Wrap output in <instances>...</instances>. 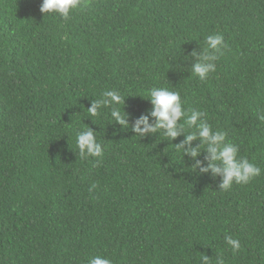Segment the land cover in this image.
I'll return each mask as SVG.
<instances>
[{
	"label": "trees",
	"instance_id": "1",
	"mask_svg": "<svg viewBox=\"0 0 264 264\" xmlns=\"http://www.w3.org/2000/svg\"><path fill=\"white\" fill-rule=\"evenodd\" d=\"M41 2L0 0V264H264V0H88L67 20ZM215 33L226 47L202 81L192 66ZM153 87L205 112L261 175L219 189L206 148H178L197 131L185 118L175 139L134 132L154 123ZM105 90L123 102L92 117ZM86 128L102 156L80 155Z\"/></svg>",
	"mask_w": 264,
	"mask_h": 264
},
{
	"label": "clouds",
	"instance_id": "2",
	"mask_svg": "<svg viewBox=\"0 0 264 264\" xmlns=\"http://www.w3.org/2000/svg\"><path fill=\"white\" fill-rule=\"evenodd\" d=\"M88 6V0H42L40 12L57 13L61 18L67 20L70 13L75 10H83ZM226 47L224 37L219 34H209L205 37L204 54L198 57V62L192 66V72L199 77L200 80H205L210 73L215 72V61L218 59V54L222 53V49ZM152 111L150 115L155 118L154 123H149L148 117L141 116L132 125L134 132L140 136L146 133H155L158 130H163V134L170 139H175L180 134V129L184 126L178 124L182 118H185V124L188 128L195 126V132H188L185 139L178 146L185 154L189 155L193 160L200 154L201 147H205L208 153L206 159L208 164L200 168L201 172H208L211 169L213 175H221L222 183L219 189L228 190L233 182L236 184H248L255 177L261 175L262 169L249 162L246 158L239 156V146L233 143H224L225 134L222 131L214 130L209 124L206 113L198 110H190V114L184 111L182 107L181 97L178 92L169 91L164 87H153L148 92ZM100 99L94 101L87 109V112L92 117L100 115L99 109L101 106L109 104L121 105L123 97L116 91L105 90L100 94ZM107 97V99H104ZM111 116L122 126H127L124 119V114L118 110V107L111 111ZM264 121V114L258 116ZM200 139L201 144L196 147L185 148L184 145L190 144L193 140ZM77 147L81 156L87 158L100 157L103 155L102 145L97 141L94 132L87 129L77 133ZM200 161H196L193 169L200 166ZM226 245L233 252L241 248L239 239L226 235L224 237ZM87 264H112L109 258L94 256L91 257ZM203 264H209V259L203 257ZM216 264H223V260L217 257Z\"/></svg>",
	"mask_w": 264,
	"mask_h": 264
}]
</instances>
